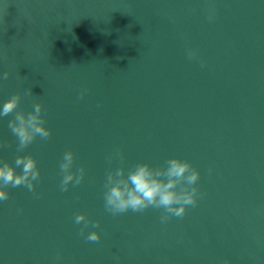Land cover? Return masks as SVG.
<instances>
[{
	"label": "water",
	"instance_id": "1",
	"mask_svg": "<svg viewBox=\"0 0 264 264\" xmlns=\"http://www.w3.org/2000/svg\"><path fill=\"white\" fill-rule=\"evenodd\" d=\"M5 71L0 106L42 103L51 136L17 152L0 117V163L30 154L41 173L5 189L0 264H264V0H0ZM68 150L85 177L61 191ZM172 157L200 172L182 218L105 210L110 168Z\"/></svg>",
	"mask_w": 264,
	"mask_h": 264
},
{
	"label": "clouds",
	"instance_id": "2",
	"mask_svg": "<svg viewBox=\"0 0 264 264\" xmlns=\"http://www.w3.org/2000/svg\"><path fill=\"white\" fill-rule=\"evenodd\" d=\"M214 8L209 9L208 19L211 22L214 17ZM189 59H195L196 53L189 50ZM204 65L202 64L201 67ZM10 76L8 71L0 75V80H7ZM27 95H33L32 88L26 90ZM84 92H81L83 97ZM21 94L15 93L0 106V117L14 114L8 122L12 135L17 140V152H22L37 137L48 139L51 129L46 127L45 118L42 115L43 104L36 102L33 111L25 113L18 111ZM123 161L119 150L108 156L111 161L114 158ZM75 153L71 150L63 154L60 163V190L68 191L82 183L85 177V168L81 166L73 171ZM21 168V172H17ZM41 176L37 160L32 155H18L14 164L9 162L0 163V201L9 199V193L5 190L11 185L13 188L25 186L30 192H34L35 182ZM200 172L187 160L172 157L165 161L164 166L153 167L149 163H137L127 170L123 166L109 169L105 177L104 207L112 215H120L131 210L134 213H142L148 208L163 209L160 219L166 223L172 217L182 218L189 206H195L198 196L202 195L197 187ZM75 223L82 227L80 235L85 236L86 230L91 226L93 229L100 227V222L90 220L83 212L75 215ZM85 239L90 242H98L101 239L99 231L87 232ZM59 259V257H57Z\"/></svg>",
	"mask_w": 264,
	"mask_h": 264
}]
</instances>
